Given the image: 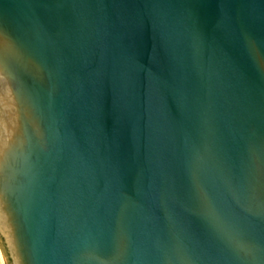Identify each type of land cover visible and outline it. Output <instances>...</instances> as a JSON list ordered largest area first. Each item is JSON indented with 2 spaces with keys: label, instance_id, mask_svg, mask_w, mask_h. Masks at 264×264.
Instances as JSON below:
<instances>
[{
  "label": "water",
  "instance_id": "95a60500",
  "mask_svg": "<svg viewBox=\"0 0 264 264\" xmlns=\"http://www.w3.org/2000/svg\"><path fill=\"white\" fill-rule=\"evenodd\" d=\"M11 264H264V0H0Z\"/></svg>",
  "mask_w": 264,
  "mask_h": 264
},
{
  "label": "rangeland",
  "instance_id": "374dc122",
  "mask_svg": "<svg viewBox=\"0 0 264 264\" xmlns=\"http://www.w3.org/2000/svg\"><path fill=\"white\" fill-rule=\"evenodd\" d=\"M0 264H11L9 255L3 243V239L0 238Z\"/></svg>",
  "mask_w": 264,
  "mask_h": 264
}]
</instances>
